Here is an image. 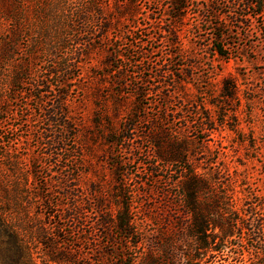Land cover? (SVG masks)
Returning <instances> with one entry per match:
<instances>
[{
  "label": "rangeland",
  "instance_id": "obj_1",
  "mask_svg": "<svg viewBox=\"0 0 264 264\" xmlns=\"http://www.w3.org/2000/svg\"><path fill=\"white\" fill-rule=\"evenodd\" d=\"M102 1L109 22L107 35L98 33L94 22L92 46L77 37L70 38L64 48L54 19L61 9L59 0H18L16 5L19 20L14 49L23 57L40 52L35 61L38 69L48 65L44 52H89L77 62L78 77L67 98L77 124L69 134L73 137L69 145L78 168L73 194L82 200L78 208L82 221L69 216L74 210L70 198H65L63 188L55 183L58 165L50 163L47 168L49 149L25 133L28 123L35 130L42 128L34 101L27 104L35 116L26 119V126L15 122L4 127L17 128L15 134L21 136H15L17 152L26 158H41L36 181L51 180V198L58 206L53 213L37 206L0 211L8 209L16 224L28 227L24 239L36 264H52L46 257L50 241L62 247L64 241L74 240L73 246H80L81 254L86 255L75 264H97V251H112L113 243L98 221L105 219L102 213L116 212L119 192L121 202L131 201L137 234L131 241L138 243L136 248L127 243V253L137 259L135 264H140L139 257L145 264L151 253L179 264H264V8L256 15L253 6L239 1L192 0L186 18L174 28L175 35L168 36V0H137L139 11L132 19L134 23L120 15L128 0ZM4 23L0 19V27ZM218 27L225 34L222 58L213 53L217 43L212 41V33ZM113 47L120 55L146 53L140 57V65L110 63ZM109 65L112 70V65H118L127 71L128 82L133 76L138 78L142 69L143 76L150 75L145 83L148 95L140 101L139 112L135 111L134 98L120 99L125 123L113 116V102L104 113L106 109L99 107L103 106L102 99L93 95L96 78L111 71ZM225 87L235 90L234 99L223 97ZM130 120L136 121L135 130L121 133L123 125L132 123ZM156 126L179 131L187 138L191 176L204 182V188L195 191V206L188 214L179 204L174 179L169 175L174 168L166 169L156 162L152 145L145 138ZM110 136L133 139L116 145L115 141L108 142ZM99 200L106 208L98 205ZM53 227L56 236L40 238L41 228L50 233ZM160 231L161 249L157 250L153 242ZM64 232L71 236L60 235ZM81 232L88 235L87 244L79 242ZM118 243L120 239L115 238L114 244ZM4 256L0 253V264L6 260Z\"/></svg>",
  "mask_w": 264,
  "mask_h": 264
},
{
  "label": "trees",
  "instance_id": "obj_2",
  "mask_svg": "<svg viewBox=\"0 0 264 264\" xmlns=\"http://www.w3.org/2000/svg\"><path fill=\"white\" fill-rule=\"evenodd\" d=\"M191 1L168 0V14L166 17L171 24V28L166 31L168 36L175 35L174 28L181 25L186 18ZM229 1L231 4L239 1L247 7L253 6L256 9V15H259L264 8V0ZM79 2L82 6L79 5ZM17 4H19L18 0H0V19L8 23V26H4V23L0 27V208L37 206L53 213L55 207L58 206V203L51 198V180L36 181L38 174L41 172L39 165L41 158L34 155L26 158L21 152H17L13 147L15 141H17L15 136H19L15 134L17 128L4 127L5 123L13 126L15 122H20L19 127L26 126L28 123L26 119L35 116L27 108V104L29 101H34L36 103L35 112L37 111V116L39 115L41 118L40 125L42 128L41 131L35 130L28 123L25 127V133L27 135L32 134V137L39 144L49 149V153L46 154L47 168L51 165L50 163L58 165V177L55 183L63 188L65 198H70V206L74 210L70 211L69 216L82 221V214L78 209L82 200H76L77 196L73 194L75 190L73 183L78 168L73 162L72 153L74 151L69 145L70 139L73 138L69 134L76 130L77 124L71 115L67 98L72 83H75L78 77L76 71L80 66H77V62L81 63L89 52H44V55L48 58V65L42 70L38 69L35 61L40 52H29L27 56L23 57L21 52H16L14 49V47L17 48L18 39L15 29V25L19 20L16 14ZM59 6L61 9L56 15L54 14V19L57 30L61 36L63 35L61 48L66 47L68 41L71 40L70 38L77 39V37H80L85 45L92 46L91 36L96 33L95 27H92L94 22L98 24V33L102 31L104 36L107 35V29L109 28L107 23L109 22L103 9L102 0H59ZM138 11L137 0H128L124 4L120 15H123L122 17H125L128 23H134L132 19L137 16ZM134 29L138 31L139 27L135 26ZM213 31L212 41L217 43L213 53L218 57H225L222 51L224 45L221 43L225 39V34L220 27ZM220 43L223 46H219ZM127 47L131 48L132 46ZM142 51L123 52L125 54L120 55L121 52L118 48L113 47L110 50L108 62L131 63L133 66L137 63L136 65H140V57L146 53ZM108 67L110 68V65ZM112 68L113 70L110 68L111 71L108 73H102L98 78L95 77L98 82L94 85L92 91L97 99H102L103 106L99 107L106 109L104 113H108L107 110L110 109L108 104L113 102V116L121 121L124 120L125 123L127 117H123L126 114L122 110L125 107L120 99L124 96L134 98L137 105L135 111L139 112L142 109L140 101L148 95L145 83L150 75L143 76L145 69H142L137 74V76L140 75L138 78L133 76V81L128 82L126 78L127 71L118 65H112ZM234 96L235 90L225 87L223 97L234 99ZM164 98L167 99L168 95H165ZM163 113L166 112L163 110ZM130 121L132 123L123 125L121 133H123V130L125 132L135 130L136 121ZM110 138L112 140H108V142L115 141L116 145H121L120 143L125 140L131 141L133 139L132 137L125 138L122 136L118 139L112 136ZM145 138L152 145L153 158L156 162L162 163L166 169L174 168L170 170L169 175L174 179L173 184L177 188L179 204L183 208L184 214H188L191 208L195 206V191L202 190L204 182L201 179L194 180L191 176L192 172L187 157V138H184L179 131H167L157 126L153 127V130H149ZM41 157L45 159L44 156ZM50 159H53V162ZM30 182L32 183L30 184ZM119 193L116 195V212L113 215L104 212L102 215L105 219L98 221V226L113 245L110 252L97 251V264H135L137 260L127 253V243L132 244L133 248H136L138 243L131 241V238L137 235L130 208L131 201L125 199L121 202L123 196L121 192ZM10 196H13V198H9ZM20 197L22 198L20 199ZM98 205L106 208L103 200H99ZM10 214L11 212L8 209L0 211V253L7 257L3 258L6 260H3L2 264H36L29 243L24 239L28 227L25 228L18 222L16 224ZM54 217L52 215V218ZM49 231L41 228L39 236L45 235L52 239L58 233L55 232L56 228L54 227L52 232L49 233ZM78 234L79 242L87 244L88 235L83 232ZM60 235L64 237L71 236L70 232H64ZM159 235H163V232L160 231L153 242L157 250L161 249ZM43 236L40 238H43ZM115 238H119L120 243L114 244ZM177 239H179V236ZM73 243H75L74 240L64 241L61 247L55 241H50L46 252L48 262L52 264H75L77 261L85 259L86 255L81 254V247H74ZM105 243L108 244L109 242ZM138 259L139 263L142 264L141 257ZM166 260H160L154 253H151L143 263L179 264Z\"/></svg>",
  "mask_w": 264,
  "mask_h": 264
}]
</instances>
